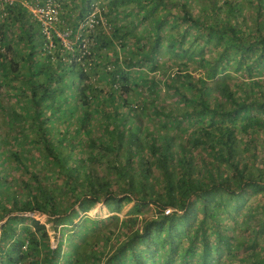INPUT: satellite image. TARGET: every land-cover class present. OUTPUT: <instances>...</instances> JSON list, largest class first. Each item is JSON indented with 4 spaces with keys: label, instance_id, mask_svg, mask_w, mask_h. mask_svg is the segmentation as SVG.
Listing matches in <instances>:
<instances>
[{
    "label": "trees",
    "instance_id": "1",
    "mask_svg": "<svg viewBox=\"0 0 264 264\" xmlns=\"http://www.w3.org/2000/svg\"><path fill=\"white\" fill-rule=\"evenodd\" d=\"M70 1L71 10L65 12L72 21L70 36L74 37L80 19L84 18L86 9H91L92 3L90 0ZM190 1L195 2L110 0L114 13L119 7L134 3L133 6L141 10L138 12L142 14L140 22L147 21L151 36H135L142 39V46L128 48L123 56L116 50L111 55H104L99 61L109 66L108 70L99 72L102 79L105 78L102 85L89 79L90 68L82 60H77L76 55L71 57L68 49L60 50L62 43L55 32L52 39L56 46L48 47L40 21L24 19L26 9L18 7L19 2L4 4L7 13L12 14L11 18L20 21L30 46L29 69L24 74L29 81L27 93L33 113L24 130L34 128L35 140L42 143L53 159L59 160L66 187L81 200L77 206L79 210L70 209L69 205L63 210L61 199L41 182L37 186L39 192L32 190L9 196L12 197L11 206H5L7 198H0V215L12 210L44 213L54 236L60 223H68L60 228L57 246L52 247L44 222L24 214H9L0 226V264H152L150 260L155 258L160 247L165 253L158 264H175L176 253L180 252L178 236L184 233L189 239L181 260L194 255L197 240L202 248L200 260L195 264H213V246L215 258L220 255L223 245L229 247L240 213L245 216L243 221L254 220L257 225L250 245L258 240L257 233L264 230V215L259 214L264 210L259 203L247 205V200L257 193L264 197V158L257 159L259 130H264L261 115L264 112V76H254L258 65L264 64V19L256 17L255 28H251L241 23L245 17L240 15L243 10L241 0H221L219 3L211 0L214 15L208 20L198 13L200 10L192 9ZM256 2L259 9L264 4V0ZM176 6L180 7V12ZM72 9L77 13L72 14ZM259 9L256 11L261 15ZM99 14H93L98 22ZM168 16H180L199 25L195 37L201 39L200 50L224 41L223 50L217 55L225 58L226 51L237 52L239 57L235 64L244 66L248 78L232 80L226 74L220 77L216 65L209 64L205 58H202V65L208 72L204 75L180 70L175 73V83L169 77L162 78L156 72L163 43L161 28L166 25ZM107 19L111 24L110 33L94 31L95 41L100 42L95 47H113L117 41L122 46L130 45V35H134L130 23L118 24L113 15ZM177 34L180 38L171 35L167 41L168 46L180 50L184 31H177ZM92 54L100 56L98 51L92 50L85 56ZM99 61H94L96 67ZM0 70L14 71L12 62L1 50ZM160 80H163L165 90L160 86ZM230 80L237 84L235 88ZM167 92L174 94L181 104L174 124L168 121V114H173L176 108L161 101ZM147 113L163 117L160 120L170 129L162 131L148 123ZM73 114L76 126L71 128L70 116ZM58 116L62 122L56 133L54 124ZM94 120L97 128L92 133ZM184 120L187 124L183 139H178L175 131L179 127L182 129ZM190 121L195 124L191 125ZM80 132L85 135L87 145L92 146L89 156L103 157L109 169L122 176V184L117 179L98 174L86 164L85 156L76 148L80 143L81 136L77 135ZM176 140L178 145L174 146ZM62 146H66L63 152ZM4 181L0 174V188ZM113 181L120 192L125 191L124 194L119 195L113 190ZM80 186L82 188L78 189ZM102 198L112 211H119L127 200L134 202L128 216L120 222L117 214L109 216L116 220L115 226L109 229L114 235L110 252L103 254L104 249L95 242L97 249L91 248L92 260L86 263L80 257H72V242L68 243L67 249L63 247L68 240L63 235L74 226V218L80 211L87 210ZM197 204L203 212L200 217ZM154 207L158 209L156 214L150 212L155 210ZM166 207L172 208L170 212H164ZM146 212L150 213L145 215ZM139 213L143 222L136 226ZM207 219L211 226L206 223ZM83 220L85 222L87 218ZM211 229L215 241L208 237ZM256 263L264 264L261 259H251L248 264Z\"/></svg>",
    "mask_w": 264,
    "mask_h": 264
},
{
    "label": "rangeland",
    "instance_id": "2",
    "mask_svg": "<svg viewBox=\"0 0 264 264\" xmlns=\"http://www.w3.org/2000/svg\"><path fill=\"white\" fill-rule=\"evenodd\" d=\"M28 1L32 6L44 4V8H48L47 10L50 11V13H52L55 17V21L52 23L54 30L63 33V30L66 29L68 32L67 39L69 41L67 40L68 44H63L60 50L63 52L65 49H68L69 52H71V57L76 55L77 60H82V62L86 64L87 68H90L89 79L95 82L97 85L104 84L105 78L103 76L102 79V76L99 72L108 70L109 66L108 64H104L102 61H99L105 57L104 55H111L113 54L114 50H116L120 56H123L124 51H127L128 48L132 49V47H136L135 45L142 46V39H137L135 36H142L144 38H149L151 36L149 25L146 24L147 21L140 22L142 14L138 12L141 10L135 8L133 6L134 3L119 7L118 11L114 13L112 11L113 7H110V0H90L92 3L91 9L85 10L86 12H84V18L80 19V23L77 25L74 37H71L70 34L72 33V29L70 26L72 21H69L71 19L68 18L65 12L71 10L69 7V5H72L70 0H53L55 3L49 5L45 3V0ZM220 1L221 0H218V3ZM241 1L243 3V10L241 11L240 15H245V17L241 19V23L244 22L245 24H248L249 27L255 28L254 24L256 22V17L264 19V4L259 9L256 0ZM189 3L193 10H200L198 13L202 17H207L208 20L211 19L210 16L214 15L211 9V0H195L194 3H191V1ZM19 6L26 9L24 10V19L34 18L30 14L27 7H25L20 2L18 3V7ZM51 7H54L55 13H53ZM179 8L180 7L176 6L178 12H180ZM256 9L261 11V15L257 14L258 11H256ZM205 10L207 11V14H205ZM71 13L76 14L77 11L75 12L72 9ZM95 13H100L99 22L93 16ZM110 15L115 17L114 20L118 22V24H125L127 22L130 23L133 31L132 33L134 34L133 36L132 34L130 35V45L127 44V46H122L117 41L114 43L113 47H95L96 45L100 44V42L95 41L96 36L94 35V31L97 32L103 30L106 33H110L111 24L107 21L109 20L107 17H110ZM11 16L12 14H8L5 7L2 6L1 3L0 50L4 52L6 59L9 62H12L14 71L5 73L0 70V174H2L3 179L5 180L4 185L0 188V198H7L8 200L6 199L7 204L5 203V206H11L12 197L10 198L9 196L16 193L19 195L22 192L26 193L32 190L39 192L40 190L37 186L38 183L41 182L44 187L52 189L55 193V196L61 199L63 210L66 209L64 207L65 205H69L70 209L76 208L79 210L77 206L81 199L77 200L75 194L70 192L68 190L69 188L66 187V178L62 172L63 166L60 164L59 160L53 159V157L47 153V150L42 145V143L40 144L35 140L34 128L31 127L29 131L24 130V128L28 126V122L32 118L33 113L32 101L27 93L29 89V81L27 76L24 74V71L29 69L28 52L30 50V46L28 44V37L23 27H21L20 21L18 19L15 20L11 18ZM165 24L166 25L161 28L163 32V43L158 53L160 66L156 72L157 74L159 72L162 78L169 77L172 79L171 81L175 83L177 82L175 79V73L180 70L189 71L193 75L206 74L208 71H206L202 65V58H205L209 64L216 65V67L219 69V72L221 73L220 77H223V75L226 74L228 79L232 80H243V77L244 79L248 78L245 75L246 70H244V66L241 65L240 67H237L235 64L236 58L239 57L237 52L226 51L227 55L225 58H221L217 55L223 50L222 47L224 41H221L222 43L217 44L212 43L209 46H204L205 48L200 50L199 44L202 45V43L199 42L201 39L195 37L196 31L199 29V25H194L192 22H190V20H184L180 16H168ZM177 31H184L182 47L180 50L168 46L167 41V38H169L171 35L179 37ZM52 36L53 34L50 35V37L46 36L48 39L47 46L51 49L56 46ZM92 47L93 49H91ZM90 50L95 53L98 51L100 56L96 54H92L90 57L85 56V54L89 55ZM81 56H83V58L79 59ZM94 61L100 62L98 67H96ZM95 69L98 70L95 71ZM261 72H264V64L258 65V69L254 71V76H264V74ZM259 73L261 74L258 75ZM42 77L43 76H38V78ZM232 80H230V83H232V88H235L237 84H233ZM159 83L162 89L165 90L163 80H160ZM68 91H71V89L69 88ZM163 95L161 101L166 105L176 108L175 111L172 112L173 114H168V121L173 122L174 124L177 122V112L179 111V106H181V104H179L176 99L177 97L174 94L167 92ZM73 103H77V101L73 100ZM166 111L167 109H165V112ZM261 115L264 117V112H262ZM160 118L163 117L157 116L154 113H147V116L145 115V119L148 121V123L155 125L157 128H159V130L164 131L170 129V126L163 125V122L160 120ZM55 120L56 125L54 124V127L57 128L59 123L62 122L61 116L56 117ZM70 120L73 124L71 128L76 126V118L74 114L70 116ZM94 121L92 133H94L95 128H97V121ZM190 123L191 125L195 124L191 121ZM186 124L187 121L184 120L182 129L179 127V129L175 131L176 138L183 139V130L186 127ZM59 131L60 130L57 128L56 133ZM82 132L77 134L81 136V139L79 140L80 143L76 148L80 150L81 155L85 156L86 164L95 169L98 174L104 175L106 177H112L114 180L117 179L119 180L117 182L122 184V176L114 174L109 169L106 160L103 157L98 156L93 158L89 156L92 146L87 145V142L85 141V135H83ZM258 142L260 143L258 146L259 149L257 151V159L259 160V158H264L263 129L259 130ZM177 145L178 141L176 140L174 146ZM61 150L62 152L65 151L66 146H62ZM80 188H82V186L78 187V189ZM112 188L118 192L119 195H122L125 192H120L118 185L115 184L114 181L112 183ZM133 202V200H127L119 211H112L102 198L98 202L92 204L89 208H87V210L80 211L79 215L74 218V226L70 227V229L64 232L63 237L68 240L64 242L63 247L67 249L68 243L72 242L74 244V246L71 248L73 249L72 257L74 256L75 259L80 257L86 263H89L92 260L91 256L89 255L91 248L92 250L93 247L97 249L95 242H98V247L104 249L103 254L109 253L113 248L112 244L114 243V235L113 233L109 232V229L115 226L116 221L113 218L111 219L109 216H111V214H117L118 222H120L122 218L128 216V212L131 209ZM255 203L261 204V210H264V197L261 196V193L251 195V197L248 198L247 205ZM247 205L245 207L248 208ZM154 208L155 210L150 212L156 214L158 209L156 207ZM150 212H146L145 215L147 213L149 214ZM197 213L199 214V217L202 216L203 213L199 204H197ZM9 214H24L31 218H37L40 220V222H44L47 225L48 232L50 234V245L52 247L57 246L60 228L68 225V223L65 222L60 223L57 229V234L54 236L48 216L44 213L29 210H12ZM9 214H5L3 216L0 215V226ZM259 215L263 216L264 212H261ZM222 217L224 218L225 215L223 214ZM84 218H87V221L84 222ZM244 218L245 216L243 213L237 214L238 224L234 225L235 228L232 231L234 236H232L230 239L229 247L227 245H223L224 242L222 243L223 247L219 253L220 255H218L217 258L214 257L215 248L213 246L211 255L213 257V264H248L251 259H261L264 263V230L257 233L258 240L253 242V245H250V242L253 239L254 230L258 229L256 228L257 225H255L253 222L254 220H251L249 223H247L246 221H243ZM224 221L228 222V219H224ZM26 222H29V219L26 220ZM142 222V214L139 213L135 225L141 226ZM206 223L209 224L210 220L207 219ZM77 230L80 231V233L76 234ZM109 235L110 238H108ZM208 237L212 241L216 240L212 229L208 233ZM188 239L189 238L187 237L186 233L180 234L178 236L177 245L180 252L176 253L175 264H195L196 262H199V255L201 254L202 246L197 240L194 243V255L185 257L184 260H181L180 256H183L184 254L185 248L188 244ZM164 253L165 250L160 247V249L155 253V258L150 260L151 263L158 264L161 256H163ZM242 258L243 261L241 260Z\"/></svg>",
    "mask_w": 264,
    "mask_h": 264
},
{
    "label": "built area",
    "instance_id": "3",
    "mask_svg": "<svg viewBox=\"0 0 264 264\" xmlns=\"http://www.w3.org/2000/svg\"><path fill=\"white\" fill-rule=\"evenodd\" d=\"M46 4H52L55 3V1L53 0H45ZM15 2H20L21 4H23L25 7H27V9H29L30 14L37 20L40 21V24L42 26L43 32L46 34L47 37H50V35L53 34V32H55L57 34V36L60 38V42L65 45L68 44V32L66 31V29L63 30V33L58 32L56 30H54L53 28V22L55 21V17L53 16L52 13H50V11H48L47 9L44 8V4L42 5H34L32 6L30 4V2L28 0H0V4L2 3V6H4V4H12ZM59 5V3H58ZM53 13H55V9L54 7H51ZM50 13V14H48ZM68 40V41H67ZM172 208L171 207H166L164 209L165 213L170 212Z\"/></svg>",
    "mask_w": 264,
    "mask_h": 264
}]
</instances>
